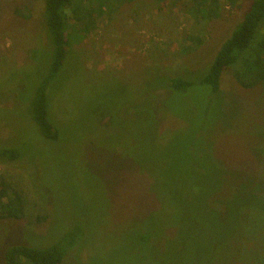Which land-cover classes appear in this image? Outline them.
<instances>
[{
	"label": "rangeland",
	"instance_id": "rangeland-1",
	"mask_svg": "<svg viewBox=\"0 0 264 264\" xmlns=\"http://www.w3.org/2000/svg\"><path fill=\"white\" fill-rule=\"evenodd\" d=\"M73 1L91 29L69 10L51 141L32 111L49 67L45 0H0V149L21 152L0 173L28 209L0 220V264L70 227L81 237L62 264H264V82L245 88L232 66L219 92L161 89L201 80L255 0H213L209 18L208 0H177L200 23L176 0ZM253 43L237 55L257 58Z\"/></svg>",
	"mask_w": 264,
	"mask_h": 264
},
{
	"label": "trees",
	"instance_id": "trees-1",
	"mask_svg": "<svg viewBox=\"0 0 264 264\" xmlns=\"http://www.w3.org/2000/svg\"><path fill=\"white\" fill-rule=\"evenodd\" d=\"M141 1L145 2V0ZM212 1L208 0V4H204V8H207L206 5H208V14L210 12L209 15L207 14V18L214 12L213 6L209 7ZM179 4L185 7V11L189 13L196 23L203 21L202 17L193 11L192 7L194 5L189 7L183 2H177V0L174 2V5ZM69 10L72 12V19L80 20L79 16H81V23L78 24L80 28L87 31L91 29V24H86L84 20L86 11H92V9H83L75 1L72 2V0H45L44 23L47 28L50 46L49 67L46 75L40 79L32 104V111L33 118L39 126L42 135L51 141L59 140L60 130L49 116L47 87L62 69L69 50V33L67 30V20L70 22ZM263 23L264 0H255L246 11L243 21L222 44L214 62L201 80L196 82L179 74L175 77H167L168 81L161 86V89H166L171 94L173 90L186 91L192 86L201 84L210 86L214 92H219L222 74L232 66L234 68L230 72L241 86L250 88L264 82V57L262 56V54L264 55V34L261 33L260 36H256L261 26L264 25ZM195 39L200 41L201 37L195 35L193 40ZM253 41L254 47L259 52L257 58L237 55L247 49ZM102 124L105 125L106 123H102L101 117L99 126L102 127ZM20 156L21 152L18 148L5 147L0 149L1 162L16 161L20 159ZM24 194V190L0 173V220H22L27 215L28 209ZM72 228H68L70 230L67 229L68 231L65 235L57 242L49 241L47 243L49 245L46 244L47 246L44 247H35L27 244L12 245L6 254L7 264H62L69 249L81 237V235L73 234L75 230ZM147 237L145 240H148L151 235ZM150 264L161 263L156 259V263L152 261Z\"/></svg>",
	"mask_w": 264,
	"mask_h": 264
}]
</instances>
